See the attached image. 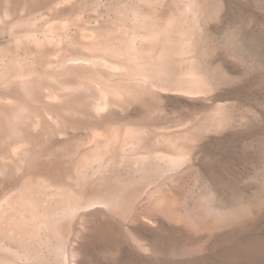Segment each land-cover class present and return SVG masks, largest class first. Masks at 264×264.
<instances>
[{
  "label": "bare ground",
  "instance_id": "bare-ground-1",
  "mask_svg": "<svg viewBox=\"0 0 264 264\" xmlns=\"http://www.w3.org/2000/svg\"><path fill=\"white\" fill-rule=\"evenodd\" d=\"M39 1L0 6V264L151 263L157 233L203 224L190 176L234 121L226 1Z\"/></svg>",
  "mask_w": 264,
  "mask_h": 264
},
{
  "label": "rangeland",
  "instance_id": "rangeland-1",
  "mask_svg": "<svg viewBox=\"0 0 264 264\" xmlns=\"http://www.w3.org/2000/svg\"><path fill=\"white\" fill-rule=\"evenodd\" d=\"M8 1L0 0V6ZM60 1L43 0L40 6L55 14L69 0ZM225 1L226 12L211 33L217 40L213 51L217 60L234 77L223 101L230 104L234 121L221 140L204 148L197 172L190 176L193 194L202 199L203 224L157 233L162 239L156 242L158 256L151 263L124 254L117 264H264V66L255 53L244 57L233 34L248 23L255 48L264 41V4ZM85 31L83 35L91 34ZM213 198L226 209H210Z\"/></svg>",
  "mask_w": 264,
  "mask_h": 264
}]
</instances>
